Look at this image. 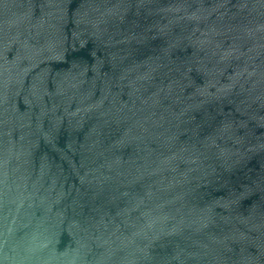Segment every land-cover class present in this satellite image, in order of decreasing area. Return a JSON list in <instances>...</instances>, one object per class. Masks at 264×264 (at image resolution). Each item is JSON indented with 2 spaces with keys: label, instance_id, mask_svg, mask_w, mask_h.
Returning <instances> with one entry per match:
<instances>
[{
  "label": "water",
  "instance_id": "1",
  "mask_svg": "<svg viewBox=\"0 0 264 264\" xmlns=\"http://www.w3.org/2000/svg\"><path fill=\"white\" fill-rule=\"evenodd\" d=\"M0 264H264V0H0Z\"/></svg>",
  "mask_w": 264,
  "mask_h": 264
}]
</instances>
